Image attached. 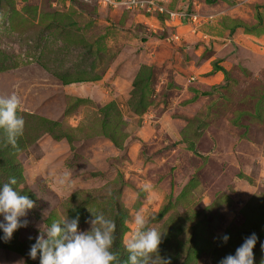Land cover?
<instances>
[{
  "label": "rangeland",
  "instance_id": "1",
  "mask_svg": "<svg viewBox=\"0 0 264 264\" xmlns=\"http://www.w3.org/2000/svg\"><path fill=\"white\" fill-rule=\"evenodd\" d=\"M158 1L165 17L0 0V97L25 120L15 147L0 144V180L17 167L35 202L0 264H40V226L78 215L87 231L92 213L115 222L126 264L138 211L171 264H219L253 233L264 264V0ZM188 10L195 24L171 17Z\"/></svg>",
  "mask_w": 264,
  "mask_h": 264
},
{
  "label": "clouds",
  "instance_id": "2",
  "mask_svg": "<svg viewBox=\"0 0 264 264\" xmlns=\"http://www.w3.org/2000/svg\"><path fill=\"white\" fill-rule=\"evenodd\" d=\"M21 101L12 94L7 98L0 97V129L6 133L7 142L13 147L17 138L23 135L25 120L20 111ZM63 182V181H61ZM17 180L13 177L0 185V232L2 239L8 242L20 228L28 227L26 219L35 202L17 191L13 185ZM80 217H68L61 222H53L46 231L31 245L28 255L32 260L39 256L40 264H119L118 254L114 252V233L116 224L103 213H92L85 223L90 225L87 231L79 230ZM149 221L142 211L135 213L132 220V231L125 241L128 252L126 264H171L170 260L161 258L158 249L162 243V233L154 227H148ZM230 237L224 235L223 243L227 244ZM258 242L255 233L245 238L234 254H229L219 264H254L253 249ZM264 250V244L261 245ZM23 264V261L19 262Z\"/></svg>",
  "mask_w": 264,
  "mask_h": 264
},
{
  "label": "built area",
  "instance_id": "3",
  "mask_svg": "<svg viewBox=\"0 0 264 264\" xmlns=\"http://www.w3.org/2000/svg\"><path fill=\"white\" fill-rule=\"evenodd\" d=\"M101 3L106 7L110 5L124 4L128 7V9H140V10L143 9L146 11L147 14L151 13L152 15L154 12H156L157 15L160 16H164L168 14V11H166V9L159 3L158 0H124V2H117L116 0H101ZM171 17L173 19H178L182 21V23H187L188 21H190L192 24H195L196 22L195 15L189 11H181L180 13H173Z\"/></svg>",
  "mask_w": 264,
  "mask_h": 264
},
{
  "label": "trees",
  "instance_id": "4",
  "mask_svg": "<svg viewBox=\"0 0 264 264\" xmlns=\"http://www.w3.org/2000/svg\"><path fill=\"white\" fill-rule=\"evenodd\" d=\"M212 1H210V0H207V3H211ZM189 11V10H188ZM189 12H191V11H189ZM166 15H164V16H161V17H165ZM98 79V78H97ZM96 78H95V80H97ZM144 102V101H143ZM113 105H115L114 103H112ZM144 109L146 108V107H148L149 105H146L145 103H144ZM104 136L106 137V138H108V139H110V140H113L111 137H109V136H107V135H105L104 134ZM7 137L6 136H4L2 139H0V144H2V142H4L5 140H7L6 139ZM6 149V147L5 146H3V145H0V154H2V152H4L5 150L4 149ZM9 162H6V164H8ZM0 164H2V162L0 163ZM11 170H10V172L8 173V176H7V178H15V179H17L18 180V182H17V184L16 185H13V187L17 190V191H19L21 194H23V195H28V193H27V190H26V188L24 187V181H23V177H22V174L19 172V170H18V168L17 167H14V166H10L9 167ZM1 172H2V170H1ZM1 174V173H0ZM6 178V179H7ZM4 183H7L6 182V180H5V182H2L1 180H0V185H3ZM29 196V195H28ZM30 198V197H29ZM1 233V232H0ZM0 248H3L4 250H7V251H12L14 248L11 246V244L9 243V242H3L2 241V244L0 245Z\"/></svg>",
  "mask_w": 264,
  "mask_h": 264
},
{
  "label": "crops",
  "instance_id": "5",
  "mask_svg": "<svg viewBox=\"0 0 264 264\" xmlns=\"http://www.w3.org/2000/svg\"><path fill=\"white\" fill-rule=\"evenodd\" d=\"M95 83H98L99 84V81L98 82H95ZM87 142V141H86ZM89 143H91L90 141H88ZM48 145H50L51 143L49 142V143H47Z\"/></svg>",
  "mask_w": 264,
  "mask_h": 264
}]
</instances>
